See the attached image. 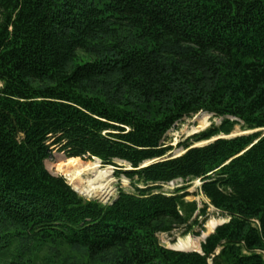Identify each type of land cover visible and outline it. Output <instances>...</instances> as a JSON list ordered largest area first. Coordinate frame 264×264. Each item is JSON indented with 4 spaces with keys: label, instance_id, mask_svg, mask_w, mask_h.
<instances>
[{
    "label": "trees",
    "instance_id": "1",
    "mask_svg": "<svg viewBox=\"0 0 264 264\" xmlns=\"http://www.w3.org/2000/svg\"><path fill=\"white\" fill-rule=\"evenodd\" d=\"M78 49L93 59L69 70ZM0 81L8 264L46 242L116 249L114 264H209L218 246L226 264H264V0H0ZM199 111L220 123L168 153L166 132ZM235 124L260 129L194 145ZM54 150L115 166L132 191L84 198L45 167ZM177 178L200 179L230 216L203 253L157 239L161 222L182 219L185 194L162 190Z\"/></svg>",
    "mask_w": 264,
    "mask_h": 264
},
{
    "label": "rangeland",
    "instance_id": "2",
    "mask_svg": "<svg viewBox=\"0 0 264 264\" xmlns=\"http://www.w3.org/2000/svg\"><path fill=\"white\" fill-rule=\"evenodd\" d=\"M93 59V55L90 52L78 49L76 51L75 59L69 64L70 70L76 63H81L86 60ZM2 82L0 81V86ZM221 118L213 116L210 113L199 111L195 114L185 116L180 121L176 122L172 128H170L163 139L167 145H172V149L168 152L172 155H177L183 152L182 146H178V143L188 136L194 133L202 131L211 124H219ZM257 129H244L241 124H235L231 131L227 134L217 132L211 135L208 139L195 142L194 145H202L206 142L217 137H232L240 134H246ZM64 155L57 150L52 152L50 158L44 161L45 167L54 175H61L66 182L76 191L78 194L86 199H97L103 203H108L113 200L118 193V190L124 189L126 191H132V187L129 184V180L124 177L123 174L117 173L115 166L105 165L101 161L95 164L94 167L83 171L80 176L85 181H92L95 186L89 193H82L72 186L71 178L64 170L67 166L64 160L61 158ZM64 158H66L64 156ZM68 159V158H66ZM83 162H94L97 159L93 158H81ZM114 162L122 168H126L128 163L115 159ZM200 179H174L163 185L162 190L167 193L173 192L176 188L179 189L178 193H184L182 198V204L180 212H182L181 220H166L161 222L162 226H167L168 229L161 230L156 233L157 239L160 244L165 247H170L178 238H185L186 236L191 238H202L201 244L205 241L206 237L214 232L215 228L223 223H226L230 216L214 207L209 199L203 194L200 189ZM210 221L217 222L215 227L211 230H207V224ZM258 225V222L255 221ZM205 234V235H204ZM204 235V237H202ZM221 250V246H218L213 253L208 256L209 264H226L221 257L218 256ZM202 251V249H201ZM254 251L264 254V250L255 249ZM118 251L111 249L108 252L102 253L98 257L88 256L84 249L78 246H70L61 242H46L39 247H36L35 254L31 256L29 264H114L112 257ZM203 253V252H202ZM0 258V264L9 262L8 259L4 261Z\"/></svg>",
    "mask_w": 264,
    "mask_h": 264
},
{
    "label": "bare ground",
    "instance_id": "3",
    "mask_svg": "<svg viewBox=\"0 0 264 264\" xmlns=\"http://www.w3.org/2000/svg\"><path fill=\"white\" fill-rule=\"evenodd\" d=\"M61 158L64 160V162H66L65 164H67L64 170L68 172L71 178L72 186L75 189L82 193H89L92 189L95 188L92 181L83 180L80 174L83 171L94 167L95 164L99 163V159L94 158L97 159L94 162H83L80 159H66L64 158V156H61ZM216 223L217 222L215 221H210L207 224V230L211 231L215 227ZM204 235L202 237H204ZM201 239L202 238H191L188 236L183 239L178 238L173 244L170 245V247L178 249H199Z\"/></svg>",
    "mask_w": 264,
    "mask_h": 264
},
{
    "label": "water",
    "instance_id": "4",
    "mask_svg": "<svg viewBox=\"0 0 264 264\" xmlns=\"http://www.w3.org/2000/svg\"><path fill=\"white\" fill-rule=\"evenodd\" d=\"M235 136V135H234ZM214 140V139H213ZM212 141V140H211ZM206 143H208V142H206ZM182 153V152H181ZM177 155H179V154H177ZM93 158V157H92ZM100 161V160H99ZM148 163V162H147ZM130 168V167H129ZM168 248H170V249H174V250H181V251H197V252H199V253H202V251H201V247H199V249H178V248H172V247H168Z\"/></svg>",
    "mask_w": 264,
    "mask_h": 264
}]
</instances>
